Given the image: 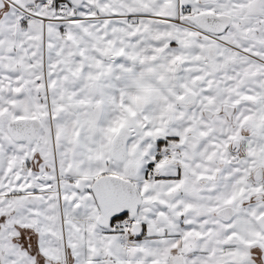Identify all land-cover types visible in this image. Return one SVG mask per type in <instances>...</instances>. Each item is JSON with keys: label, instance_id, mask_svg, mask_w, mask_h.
<instances>
[{"label": "snow or ice", "instance_id": "snow-or-ice-1", "mask_svg": "<svg viewBox=\"0 0 264 264\" xmlns=\"http://www.w3.org/2000/svg\"><path fill=\"white\" fill-rule=\"evenodd\" d=\"M0 264H264V0H0Z\"/></svg>", "mask_w": 264, "mask_h": 264}]
</instances>
